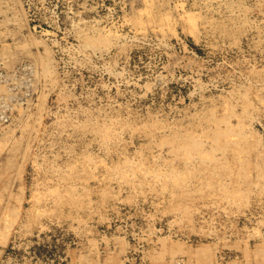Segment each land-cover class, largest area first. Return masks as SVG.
<instances>
[{"label":"rangeland","instance_id":"1","mask_svg":"<svg viewBox=\"0 0 264 264\" xmlns=\"http://www.w3.org/2000/svg\"><path fill=\"white\" fill-rule=\"evenodd\" d=\"M0 71L18 102L0 113L18 128L0 134V264H264V0H0ZM175 135L216 157L189 162Z\"/></svg>","mask_w":264,"mask_h":264},{"label":"bare ground","instance_id":"2","mask_svg":"<svg viewBox=\"0 0 264 264\" xmlns=\"http://www.w3.org/2000/svg\"><path fill=\"white\" fill-rule=\"evenodd\" d=\"M192 17H193V16H191V18H190V16H189V19H190L191 23H192V21H193V22H194L193 24L195 25V22H196V21H194V18H195V17H193V19H192ZM191 19H192V20H191ZM96 41L98 42V40H96ZM99 41H100V40H99ZM102 41H103V40H101L99 43H101ZM104 42H105V40H104ZM40 57H41V56H40ZM42 57L45 58V56H42ZM39 59H40V58H39ZM42 59H43V58H42ZM44 60H45V59H44ZM44 60H42V62H43V66L46 65V64L44 65ZM45 61H46V60H45ZM47 62H48V60H47ZM51 62H52V61H51ZM51 62H50V64H52ZM24 63H25V62H24ZM33 63H35V62H33ZM37 63H38V62H37ZM40 63H41V62L39 61V64H40ZM39 64H36V65H37V68H38ZM48 64H49V62L47 63V65H48ZM24 65H25V64H24ZM27 65H28V64H27ZM40 65H42V64H40ZM22 66H23V65H22ZM25 66H26V65H25ZM51 66H52V65H51ZM33 67H34V65H33ZM48 67L51 68L49 65H48ZM48 67H47V68L45 67L46 71H47ZM4 68H5V67H4ZM23 68H24V67H22V69H23ZM34 68H35V67H34ZM34 68H33V69H34ZM53 68H54V67H53ZM53 68H52V70H53ZM5 69H6V68H5ZM40 69H41V68H40ZM6 70L8 71V68H7ZM29 70H30V69H29ZM2 71H3V70H2ZM41 71H42V70H41ZM44 71H45V70H44ZM23 72H24V71H23ZM31 72H32V71H31ZM31 72H30V73H31ZM33 72H34V71H33ZM33 72H32V73H33ZM38 72H39V71H38ZM38 72H36L35 74L38 75V74H39ZM50 72H51V71H50ZM50 72L47 71L45 74H49ZM53 72H54V71H53ZM40 73H41V72H40ZM25 74H26V73H25ZM35 74H34V75H35ZM42 74H43V73H42ZM15 75H16V74H15ZM20 75H22V74H20ZM36 75L34 76L35 78H37ZM39 75H40V74H39ZM40 76H41V75H40ZM43 76H44V74H43ZM10 77H11V74H9V73H7V72H6L5 74H3V73H1V71H0V113H3V114H4V117H10L12 111H14L15 106L18 104V102L16 101V96H15V94L13 93V90H14V88H13V84L10 83V81H11V78H10ZM21 77H22V76H21ZM41 77H42V76H41ZM41 77H39L40 80H41ZM45 77H47V76H45ZM31 78H32V77H31ZM31 78H30V79H31ZM35 78H34V79H35ZM39 78H38V79H39ZM20 79H21V78H20ZM18 80H19V79H18ZM31 80H32V79H31ZM31 80H30V81H31ZM40 80H39V81H40ZM15 82H16V81H14V83H15ZM37 82H38V81H37ZM33 83H34V82H33ZM35 83H36V82H35ZM41 83H42V82H41ZM37 84H38V83H37ZM33 85H35V84H33ZM19 86H20V85H19ZM30 86H31V85H30ZM30 86H29V87H30ZM15 87H16V86H15ZM30 89H31V88H30ZM32 89H33V87H32ZM32 89H31V90H32ZM19 90H20V89H19ZM23 91H24V90H23ZM33 91H34V90H32V92H33ZM27 92H28V91H27ZM25 93H26V92H25ZM26 94H27V93H26ZM23 96H24V95H23ZM25 96H26V95H25ZM44 96H45V95H44ZM21 97H22V96H21ZM28 97H29V96H28ZM31 97H32V96H31ZM45 97H46V96H45ZM24 98H25V97H24ZM29 98H30V97H29ZM25 99H27V97H26ZM45 99H46V98H45ZM42 100H43V99H42ZM26 101H27V100H26ZM15 102H17V104H16ZM44 102H45V101H44ZM21 104H22V103H21ZM28 104H29V101H28ZM28 104H26V105L28 106ZM21 106H22V105H21ZM21 106H20V107H21ZM29 106H30V105H29ZM23 107H24V106H23ZM40 107L42 108V106H40ZM41 108H40V109H41ZM19 109H20V108H19ZM27 109H28V108H27ZM29 109H30V108H29ZM40 109H39V110H40ZM42 109H43V108H42ZM18 111L20 112V111H22V109H21V110H18ZM31 112H32V111H31ZM39 112H40V111H39ZM14 113H15V112H14ZM21 113H23V112H21ZM21 113H20V114H21ZM28 113H29V112H28ZM28 113H27V114H28ZM20 114H19V115H20ZM41 114H42V113L40 112L39 115H41ZM12 115H13V114H12ZM17 116H18V115H17ZM21 116H22V115H21ZM29 116H30V115H29ZM4 117H3V119H4ZM14 117H15V115H14ZM26 117H28V115H27ZM39 117H40V116H39ZM19 118H21V117L19 116ZM13 119H14V118H13ZM15 119H17V118H15ZM15 119H14V121H15ZM23 119H25V118H23ZM28 119H29V118H28ZM28 119H26V121H27ZM0 120H1V119H0ZM17 120H19V119H17ZM30 120H31V119H30ZM30 120H29V123H31ZM229 120H230V119H229ZM10 121H12V120H10ZM10 121H9V122H10ZM22 121H23V120H22ZM34 121H35V120H34ZM37 121H38V123H41V121H39L38 119H36L35 122H37ZM224 121L228 122V120H224ZM229 122H230V121H229ZM229 122H228V123H229ZM10 123H11V122H10ZM10 123H8V124L6 123V124H7L8 126H10V125H9ZM17 123H18V122H17ZM230 123H231V122H230ZM242 123H243V122H242ZM14 124H16V121L14 122ZM14 124L12 123L11 125H14ZM21 124H22V122H21ZM25 124H26V123H25ZM25 124H24V125H25ZM31 124H32V123H31ZM239 124H241V123H239ZM7 125H5V122L0 121V134H4V133H6V131L9 132V130H7V129L13 127V126L8 127ZM38 125H41V124H38ZM237 125H238V124H237ZM237 125L234 126V127L237 128ZM242 125H244V124H242ZM15 126H16V125H15ZM19 126H20V125H19ZM26 126L28 127V123H27ZM26 126H23L22 128L25 130V127H26ZM34 126H35V125L33 124V127H34ZM108 126H109V125H108ZM227 126H229V125L227 124ZM227 126H226V127H227ZM231 126H232V123H231L230 126H229V127H230V130H229V131H232V132H233V130H235V129L233 128V130H232ZM240 126H241V125H240ZM7 127H8V128H7ZM35 127H36V126H35ZM35 127H34V128H35ZM229 127H228V128H229ZM232 127H233V126H232ZM238 127H239V126H238ZM241 127H243V126H241ZM14 128H16V127H13V128H11V129L13 130ZM34 128H33V130H35ZM103 128H104V127H103ZM103 128H101V130H102ZM109 128H110V126H109ZM109 128H107V130H108ZM239 128H240V127H239ZM11 129H10V130H11ZM17 129H18V128H16V130H17ZM26 129H27V128H26ZM36 129H38V128H36ZM104 129H105V128H104ZM219 129H220V128H219ZM219 129H218V130H219ZM225 129H226V128H225ZM242 129H243V128H242ZM27 130H28V129H27ZM29 130H32V128L29 129ZM99 130H100V129H99ZM107 130H106V131H107ZM226 130H228V129H226ZM108 131H109V130H108ZM220 131H222V130H220ZM220 131H219V132H220ZM240 131H241V129H240ZM240 131H238V132L240 133ZM242 131H243V130H242ZM242 131H241V132H242ZM8 132H7V133H8ZM14 132H15V130H14ZM111 132H113V131L110 130V132H108V133H111ZM219 132H218V134L220 135ZM238 132H237V133H238ZM245 132H246V130H245ZM12 133H13V132H12ZM103 133H104V132H103ZM115 133H117V132H115ZM223 133H224V131H222V135H226L228 132H226L225 134H223ZM234 133L236 134V131H235ZM13 134H14V133H13ZM106 134H107V133H105V135H106ZM216 134H217V133H216ZM216 134L214 133V135H216ZM232 134H233V133H232ZM240 134L242 135L243 132L240 133ZM11 135H12V134L10 133V136H11ZM107 135H108V134H107ZM109 135H110V134H109ZM109 135H108V136H109ZM112 135H113L114 138H117V137L114 136L113 133H112ZM178 135H179V134H178ZM187 135H188V134H187ZM214 135H213V136H214ZM241 135L238 134V137L240 138ZM244 135L246 136V133H245ZM244 135H243V136H244ZM29 136H30V135H29ZM110 136H111V135H110ZM176 136H177V135H175V137H176ZM182 136H184V135H182ZM192 136H194V135H192ZM192 136H191V138H192ZM226 136H227V135H226ZM230 136H231V135H230ZM232 136H233V135H232ZM232 136H231V138H232ZM236 136H237V135H236ZM236 136H233V137H234L233 139H235ZM247 136L249 137V135H247ZM12 137H13V135L11 136V138H12ZM15 137H16V136H15ZM103 137H104V136H103ZM103 137H102V138H103ZM175 137H174V140L177 139V141H178V139H180V141H181V139L183 138V137H181V138H180V137H176V138H175ZM187 137H188V136H187ZM227 137H229V136H227ZM238 137H237V138H238ZM248 137H247V138H248ZM1 138L3 139V137H1ZM104 138H105V137H104ZM104 138H103V140H105V141H106L105 143H107V140H108V142H109V140H110L111 137H109V139L107 138V140L104 139ZM185 138H186V137H185ZM197 138H198V137H196V138H194V139L192 138V140H190V141H189L187 144H185V145L182 144V145H184V146L179 145V141H178L177 143H176V142H175V143L178 144V145L180 146V147H179V150H180V148L184 150V153H186V155H187V160H189V162H190V161L192 162V160H196V161L198 160V161H200V162H203V163H201L202 165L205 163L204 161H207V160H208V162H209V161L212 162L211 160H212L213 158H215L216 155L213 156V155H212V152H211V153H209L210 151L208 152V149H207V150H204V147H205V146L203 147V144L206 143V142H202V140H200L201 137H200V139H199V138L197 139ZM202 138H203V137H202ZM215 138H217V137L215 136ZM225 138H226V137H225ZM229 138H230V137H229ZM237 138H236V139H237ZM239 138H238V139H239ZM4 139H5V138H4ZM14 139H15V138H14ZM172 139H173V138H172ZM186 139H188V138H186ZM189 139H190V138H189ZM205 139H207V138H205ZM9 140H10V139H9ZM111 140H112V138H111ZM111 140H110V141H111ZM113 140H114V139H113ZM167 140H168V141H167ZM208 140H209V139H208ZM217 140H218V138H217ZM229 140H230V139H229ZM10 141H11V140H10ZM13 141H14V140H13ZM15 141H16V139H15ZM170 141H171V140H170ZM170 141H169V138H168V139H166L165 142H169V144H170V143H171ZM219 141H220V140H218V141H216V142H219ZM225 141H226V140H225ZM236 141H237V140H236ZM239 141L242 142V139H240ZM239 141H238V142H239ZM20 142H21V141H20ZM183 142H184V141H183ZM231 142H232V141H231ZM245 142H246V141H245ZM4 143H5V144H3V145H6V144H7V142H4ZM18 143H19V142H18ZM26 143H28V142H26ZM185 143H186V141H185ZM207 143H208V142H207ZM207 143H206V144H207ZM212 143H213V142H212ZM219 143H220V142H219ZM227 143H230V142L227 141ZM246 143H247V142H246ZM164 144H168V143H164ZM169 144H168V146H169ZM173 144H174V141H173ZM214 144H216V143H214ZM217 144H218V143H217ZM225 144H226V142H225ZM225 144H224V145H225ZM233 144H234V143H233ZM233 144H232V145H233ZM0 145H2V142L0 143ZM7 145H8V144H7ZM20 145H21V143H20ZM20 145H19V147H20ZM28 145H29V144H28ZM28 145H27V146H28ZM211 145H212V144H211ZM224 145H223V146H224ZM228 145H229V144H227V146H225V147H228ZM235 145H236V144H235ZM237 145H238V147H240V148L243 147V146H241V145L238 144V143H237ZM242 145H243V144H242ZM171 146H172V145H171ZM176 146H177V145H176ZM217 146H220V145H217ZM3 147L6 148V146H3ZM19 147H18V150H19ZM21 147H22V148L25 147V149L28 148V147H26V146H21ZM172 147H173V146H172ZM172 147H171V148H172ZM209 147H210V146H209ZM213 147H214V146H213ZM22 148H21V149H22ZM176 148H177V147H176ZM210 148L212 149V147H210ZM210 148H209V149H210ZM215 148H216V147H215ZM218 148L220 149V147H218ZM218 148H217V149H218ZM231 148H232V147H231ZM0 149H2V148L0 147ZM8 149H10V148H8ZM169 149H170V147H169ZM213 149H214V148H213ZM221 149H222V148H221ZM223 149H224V147H223ZM226 149H228V148H226ZM30 150H31V149H30ZM176 150H178V149H176ZM214 150H215V149H214ZM214 150H213V151H214ZM239 150H240V149H239ZM239 150L237 149V151H236L235 153H237V152H238V153H241V151H242L243 149H241L240 152H239ZM14 151H15V150H13V152H14ZM215 151H216V150H215ZM224 151H225V150H224ZM2 152H3V150H2ZM10 152H11V150H10ZM24 152H26V151H24ZM177 152H178V151H177ZM207 152H208V153H207ZM217 152H218V151H217ZM219 152H221V150H219ZM233 152H234V151H233ZM172 153H173V152H172ZM221 153H222V152H221ZM238 153H237V154H238ZM243 153H244V152H243ZM19 154H20V153H19ZM24 154H26V153H24ZM170 154H171V152H170ZM214 154H215V153H214ZM224 154H225V152H223V154H221V156H222V159H221V160H222V161H223V155H224ZM15 155H16V154H15ZM21 155H22V154H21ZM177 155H178V154H176V156H177ZM225 155H226V154H225ZM240 155H241V154H240ZM240 155H239V156H240ZM23 156H25V155H23ZM23 156H22V157H23ZM160 156H161V155H160ZM170 156H171V155H170ZM170 156H169V157H170ZM13 157H14V156H13ZM89 157H90V156H87L86 160H88ZM172 157L174 158L175 155L172 156ZM179 157H180V156H179ZM184 157H185V156H184ZM217 157H219V160H220V155H217ZM237 157H238V156H237ZM243 157H244V158L246 157V156H245V153H244V156H243ZM16 158H17V157H16ZM19 158H20V157H19ZM91 158H92V157H90V159H91ZM160 158H161V157H160ZM162 158H163V157H162ZM166 158H167V157H166ZM170 158H171V157H170ZM170 158H169V159H170ZM126 159H127V158H126ZM126 159H125V160H126ZM128 159H129V158H128ZM164 159H165V158H164ZM174 159H175V158H174ZM177 159H178V158H177ZM238 159H239V157H238ZM241 159H243V158H242V155H241ZM245 159H246V158H245ZM10 160H11V159H10ZM159 160H160V159H159ZM159 160H158V161H159ZM161 160H163V159H161ZM166 160H168V158H167ZM178 160H180V159H178ZM13 161H14V160H13ZM88 161H89V160H88ZM91 161H93V160L91 159ZM126 161H128V160H126ZM131 161H133V160H131ZM163 161L166 162L165 160H163ZM171 161H172V160H171ZM215 161H216V160H215ZM239 161H240V163H241L243 160H239ZM89 162H90V161H89ZM89 162H88V163H89ZM129 162H130V160H129ZM134 162H135V163H132V164H136V161H134ZM167 162H169V161H167ZM172 162H173V161H172ZM172 162H171V163H172ZM174 162H175V161H174ZM184 162H185V161H184ZM187 162H188V161H187ZM187 162H186V163H187ZM90 163H91V162H90ZM90 163H89V164H90ZM122 163H125V161L122 162ZM130 163H131V162H130ZM158 163H159V162H157V164H158ZM160 163H161V162H160ZM162 163H163V162H162ZM193 163H196V162H193ZM243 163H244V162H243ZM74 164H75V163H74ZM126 164L128 165L129 163H126ZM132 164H131V166H132ZM184 164H185V163H184ZM187 164H189V163H187ZM197 164H198V163H197ZM216 164H217V163H216ZM21 165H22V164H20V166H21ZM76 165H77V163H76ZM76 165H74V166H72V167H76ZM90 165H91V164H90ZM121 165H122V164H121ZM121 165L119 164L118 166L120 167ZM123 165H125V164H123ZM140 165H143V163H141ZM167 165H168V163H167ZM170 165H171V164H169V166H170ZM172 165H173V164H172ZM199 165H200V164H198V166H199ZM211 165H212V164H211ZM218 165H219V164H218ZM221 165H222V163H221ZM225 165H229V164L226 163V164H224V166H225ZM9 166H10V165H9ZM69 166H70V165H69ZM118 166H115V167H116V171H118V170H117V169H118ZM128 166H129V165H128ZM169 166H167V168H166V165H165V167H164V166H163V167L166 168L168 171L171 172V169H170V170L168 169ZM174 166H175V165H173V167L171 166L172 168H174L173 170H175V167H177V166H175V167H174ZM185 166H186V164H185ZM242 166H243V164H242ZM11 167H12V166H11ZM70 167H71V166H70ZM70 167H68V168H70ZM77 167H78V166H77ZM129 167H130V166H129ZM129 167H127V168H129ZM132 167H133V166H132ZM132 167H130L129 169H131ZM139 167H140V166H139ZM139 167H138V170H139ZM141 167H142V166H141ZM141 167H140V168H141ZM161 167H162V165L160 166V168H161ZM163 167H162V168H163ZM190 167H191V166H190ZM205 167H206V166H205ZM205 167H204V169H205ZM209 167H212V166H209ZM215 167H216V166H215ZM215 167H213V168H215ZM222 167H223V165H222ZM226 167H227V166H226ZM21 168H22V167H21ZM61 168H62V167H61ZM66 168H67V167H66ZM127 168H126V169H127ZM162 168H161V169H162ZM185 168H186V167H185ZM185 168H184V170H185ZM187 168H188V167H187ZM192 168H193V167H192ZM196 168H197V167H196ZM202 168H203V167H202ZM213 168H212V169H213ZM230 168H232V167H230ZM230 168H229V169H230ZM59 169H60V168H59ZM113 169H114V167H113ZM133 169H134V171H135L136 168L134 167ZM161 169H160V170L158 169V171H163V170H161ZM181 169H182V168H181ZM181 169H178V167H177V170H178L179 172H182V171H180ZM188 169H189V168H188ZM198 169H199V168H198ZM212 169L210 168L211 171H212ZM219 169H220V168H219ZM65 170H68V169H65ZM70 170H72V168H71ZM120 170H122V168H120ZM123 170H124V169H123ZM140 170H141V169H140ZM147 170H148V169H146L145 171L143 170V171L146 172ZM150 170H151V169H150ZM182 170H183V169H182ZM194 170H196V169H195V166H194ZM194 170H193V171H194ZM200 170H201V169H200ZM215 170H216V169H213V172H214ZM220 170H222V169H220ZM61 171H62V169H61ZM128 171H130V170H128ZM128 171H127V173H126L127 175H126V174H125V175L128 176L129 178L131 177V178H132V181H133V179H134L133 177H135V176L132 177V175H134L135 172H139V171L132 172V170H131L132 175H130V176H129V174H128V173H130V172H128ZM178 171H174V172H171V173L169 172L170 174L168 173L167 175L161 172L160 174L158 173L159 175H158V174H157V175H158L159 177H160V176H161V177L164 176L163 179H166V180L168 179L169 181H171V180L175 181V183H177V184L174 183V185L177 186V185L179 184L178 182H179L180 180L184 179V178H181V176H180L181 174L178 173ZM186 171H187V170H186ZM189 171L192 172V170H190V169H189ZM204 171H205V170H204ZM66 172H67V171H66ZM66 172H63V173H66ZM148 172H149V171H148ZM150 172H151V171H150ZM176 172H177V173H176ZM191 172H190V173H191ZM206 172H207V171H206ZM206 172H205V173H206ZM226 172H227V171H226ZM56 173H57V172H56ZM115 173H116V172H115ZM118 173H119V172H118ZM121 173H122V175H123V174L125 173V171H124V173H123V172H121ZM139 173H140V172H139ZM141 173H143L142 170H141ZM152 173H154V175H155V173H157V172H156L155 170H153ZM190 173H189V174H190ZM194 173H195V172H194ZM199 173H200V171H199ZM208 173H209V172H208ZM211 173H212V172H211ZM222 173H223V172H222ZM58 174H59V173H58ZM71 174H72V173H71ZM130 174H131V173H130ZM135 174H136V173H135ZM197 174H198V173H197ZM224 174H225V172H224ZM239 174H240V173L238 172L237 175H239ZM67 175H68V174H67ZM119 175H121V174L119 173ZM122 175H121V176H122ZM125 175H124V176H125ZM136 175H138V174H136ZM140 175H141V174H140ZM154 175H153V176H154ZM184 175H185L184 177H188V176H186L185 173H184ZM190 175H191V174H190ZM190 175H189V176H190ZM214 175H215V174H214ZM227 175H228V174H227ZM237 175H236V176H237ZM240 175H242V174H240ZM58 176H59V175H58ZM68 176H70V175H68ZM144 176H145V175H144ZM147 176H151V175L148 174ZM198 176H199V175H198ZM203 176H204V175H203ZM216 176H218L217 173H216ZM222 176H224V175H222ZM71 177H72V176H71ZM116 177H117V175H116ZM156 177H157V176H156ZM156 177H155V178H156ZM159 177L157 178L158 180H159V179H162V178H159ZM182 177H183V176H182ZM192 177H193V176H192ZM206 177H207V176H206ZM211 177H212V175H211ZM227 177H229V175H228ZM239 177H241V176H239ZM59 178H60V177H59ZM63 178H64V177H63ZM118 178H119V177H118ZM121 178L123 179L124 177H120L119 179L122 180ZM125 178H127V177H125ZM135 178H136V177H135ZM140 178H142V177L139 176V180H140ZM190 178H191V176L188 177L189 180H190ZM224 178H225V177H224ZM3 179H4V178H3ZM50 179H52V178H50ZM54 179H55V178H54ZM61 179H62V178H61ZM64 179H65V178H64ZM64 179H63V180H64ZM137 179H138V178H137ZM147 179H148V177H147ZM157 179H155V180H157ZM205 179H206V178H205ZM205 179H204V180H205ZM227 179H228V178H227ZM263 179H264V178H263ZM52 180H53V179H52ZM58 180H59V179H58ZM63 180H62V181H63ZM73 180H74V179H73ZM134 180H135V179H134ZM149 180H150V179H149ZM149 180H148L147 182H149ZM166 180H165V181H166ZM185 180L187 181V179H185ZM191 180H192V179H191ZM212 180H213V179H212ZM219 180H220V179H219ZM240 180H241V179H240ZM144 181H146V180L144 179ZM162 181H163V180H162ZM165 181L163 182V184L166 183ZM183 181H184V180H183ZM193 181H196V180L193 179ZM200 181H201V180H200ZM207 181H208V180H207ZM209 181H210V179H209ZM225 181L227 182L226 179H225ZM225 181H224V182H225ZM230 181H231V180H230ZM69 182H70V181H69ZM138 182L140 183V182H142V181H138ZM147 182H146V183H147ZM150 182H151V181H150ZM158 182H159V181H158ZM160 182H161V181H160ZM219 182H220V181H219ZM219 182H218L217 184H219V186H220V183H221V182H220V183H219ZM238 182H239V181H238ZM7 183H8V182H7ZM53 183H54V182H53ZM58 183H59V182H58ZM60 183H61V182H60ZM64 183H65V181H64ZM127 183H128L129 185H130V183H132V184L134 183V184H135V182H131V181H130V182L128 181ZM136 183H137V182H136ZM144 183H145V182H144ZM146 183H145V184H146ZM151 183H153V182H151ZM155 183H157V182H155ZM168 183H170V182H168ZM184 183H185V182H183V184H184ZM187 183H188V181H187ZM193 183H195V182H193ZM210 183H211V186H212L213 183H212L211 181L209 182V184H210ZM215 183H216V182H215ZM228 183H229V181H228ZM190 184L192 185V182L190 183V181H189V184H188V185H190ZM195 184H196V183H195ZM202 184H203V183H202ZM207 184H208V183H207ZM207 184H206V186H208ZM223 184H224V183H223ZM252 184H257V183H252ZM258 184H259V183H258ZM141 185H142V183H141ZM169 185H171V183H170ZM185 185H186V186H185L186 188H190V187H191V186H190V187H187V184H185ZM64 186H65V185H64ZM77 186H78V184H77ZM163 186H164V188H165V185H163ZM180 186L182 187V184H179L178 187H180ZM193 186H194V185H193ZM199 186H200V185H199ZM204 186H205V185H204ZM206 186H205V187H206ZM209 186H210V185H209ZM209 186H208V187H209ZM215 186H216V184H214V187H215ZM222 186H223V185H222ZM224 186H225V185H224ZM255 186H256V185H254V187H255ZM67 187H68V186H67ZM74 187H75V188H78V187H76V186H74ZM174 187H175V186H174ZM181 187H180V188H181ZM196 187H198V186H196ZM200 187H201V186H200ZM200 187H199V188H200ZM202 187H203V186H202ZM202 187H201V188H202ZM205 187H204V188H205ZM225 187H226V186H225ZM225 187H224V188H225ZM50 188H51V187H50ZM50 188H49V189H50ZM62 188H63V187H62ZM71 188L74 190L73 187H71ZM87 188H88V187H87ZM90 188H91V187H90ZM167 188H171V187H168V184H167ZM180 188H179V189H180ZM2 189H3V188H2ZM8 189H9V187H8ZM51 189H52V188H51ZM51 189H50V190H51ZM55 189H57V191H56ZM55 189H54V190L52 189L51 192L53 193V191H56L57 193H59V190H58L59 187H58V188H55ZM66 189H67V188H66ZM66 189H65V192H67ZM78 189H79V188H78ZM172 189H173V187H172ZM172 189H171V192L173 193ZM190 189H191V188H190ZM190 189H189V190H190ZM192 189H193V188H192ZM192 189H191V190H192ZM197 189H198V188H197ZM206 189H207V187H206ZM210 189H211V188H210ZM219 189H220V187H219ZM231 189H232V188H231ZM4 190H5V188H4ZM75 190H76V189H75ZM75 190H74V191H75ZM167 190H168V189H167ZM181 190H182V188H181ZM181 190H179V191H181ZM189 190H187V191H189ZM193 190H195V189H193ZM199 190H200V189H199ZM232 190H233V189H232ZM236 190H237V189H236ZM0 191H1V190H0ZM89 191H90V190H89ZM202 191L204 192V190H202ZM229 191H231V190L229 189ZM237 191H238V190H237ZM239 191L241 192V190H239ZM244 191H245V190H244ZM51 192H50V193H51ZM63 192H64V191H63ZM65 192H64V193H65ZM90 192H91V191H90ZM177 192H178V191H177ZM192 192H193V191H192ZM197 192H198V190H197ZM200 192H201V191H200ZM240 192H237V193H240ZM8 193H9V191H8ZM11 193H12V192L10 191V195H11ZM23 193H24V192H23ZM46 193H47V192H46ZM61 193H62V192H61ZM64 193H62V194H64ZM68 193H69V192H68ZM180 193H181V192H180ZM183 193H184V190H183ZM183 193H181V194H183ZM185 193H187V192H185ZM193 193H195V192H193ZM230 193H231V192H229L228 194H230ZM243 193H244V192H243ZM249 193H250V192H249ZM1 194H2V193H1ZM53 194H56V193L54 192ZM62 194H61V195H62ZM65 194H67V193H65ZM69 194H70V193H69ZM174 194H175V193H174ZM225 194H227V193H225ZM235 194H236V193H235ZM235 194H234V196L238 197V195H237V194L235 195ZM10 195H9V196H10ZM58 195L60 196V193H59ZM72 195H74V194H72ZM175 195H178V194H175ZM193 195H194V194H193ZM213 195H214V194H213ZM247 195H248V194H247ZM9 196H8V198H9ZM52 196H53V195H52ZM55 196H56V195H55ZM69 196L72 197L71 194H70ZM74 196H75V195H74ZM74 196H73V199H76ZM76 196L78 197V195H76ZM173 196H174V195H173ZM173 196H172V197H173ZM183 196H184V195H183ZM217 196H218V195H217ZM231 196H232V195H231ZM239 196H240V195H239ZM50 197H51V196H50ZM174 197H175V196H174ZM229 197H230V195H229ZM229 197H228L227 199H230ZM236 197H235V198H236ZM243 197H244V196H243ZM2 198H4V197H2ZM18 198H19V197H17V199H18ZM56 198H59V197L56 196ZM178 198H179V196H178ZM185 198H188V194H186V197H185ZM231 198H232V197H231ZM233 198H234V197H233ZM5 199H6V197H5ZM179 199H180V198H179ZM222 199H223V197H222ZM225 199H226V197H225ZM227 199H226V200H227ZM0 200L3 201L4 199H1V197H0ZM19 200H20V199H19ZM21 200H23V199H21ZM60 200H61V199H60ZM78 200H79V199H78ZM78 200L76 199L77 203H78ZM188 200H189V199H188ZM230 200H231V199H230ZM232 200L234 201V199H232ZM232 200H231V201H232ZM241 200H242V198H241ZM39 201H41V200H39ZM39 201H38V202H39ZM48 201H49V200H48ZM50 201H51V200H50ZM72 201H73V200H72ZM5 202H6V204L9 203V201H5ZM18 202H19V201H18ZM64 202H65V200H64ZM179 202H180V201H179ZM185 202H187L186 199H185ZM0 203H2V202L0 201ZM52 203H53V201H52ZM46 204H47V203H45V205H46ZM180 204H181V202H180ZM2 205H3V204H2ZM50 205H51V204H50ZM182 205H184V204H182ZM182 205H180V206H182ZM185 205H187V204H185ZM185 205H184V206H185ZM7 206H8V205H7ZM7 206H6V207H7ZM20 206H21V205H20ZM39 206H40V204H39ZM46 206H47V205H46ZM57 206H58V203H57ZM175 206H176V205H175ZM175 206H174V207H175ZM177 206H178V205H177ZM180 206H179V207H180ZM184 206H183V207H184ZM6 207H5V208H6ZM179 207H178V208L175 207V208H177V209L173 208V210L175 209V210H177V212H178V209L181 210ZM186 207H189V206H188V205L185 206L181 211L184 210V212H186V211L188 212V210H187ZM15 208H16V207H15ZM20 208H21V207H20ZM20 208H19V209H20ZM26 208H27V207H26ZM44 208H45V207H44ZM55 208H56V207H55ZM55 208H54V209H55ZM185 208H186V210H185ZM189 208H190V207H189ZM189 208H188V209H189ZM223 208H224V207H223ZM192 209H193V208H191V210H192ZM3 210H5V209H3ZM13 210H15V213H16V211L20 212L19 210H17V208H16V209H13ZM45 211H46V210H45ZM45 211H43V212H45ZM192 211H193V210H192ZM13 212H14V211H13ZM46 212L48 213V210H47ZM50 212H51V211H49V213H50ZM0 213H1V212H0ZM8 213H9V210H8ZM8 213H7V214H8ZM27 213H28V212H27ZM181 213H182V212H181ZM188 213H189V212H188ZM190 213H191V212H190ZM2 214H3V213H2ZM22 214H23V213H22ZM25 214H26V213H25ZM8 215H9V214H8ZM11 215H12V214H11ZM11 215H9V218L12 217ZM17 215H18V214H17ZM26 215H27V214H26ZM10 216H11V217H10ZM37 216H38V214H37ZM6 217L8 218V216H6ZM15 217H18V216H15ZM23 217H24V216H23ZM16 219H17V218H14V219H11V220L14 221V222H17ZM0 220H1V219H0ZM5 220L7 221V220H9V219H4V221H5ZM11 220H10V221H11ZM12 221H11V222H12ZM25 221H26V220H25ZM7 222H8L7 224H9V221H7ZM11 222H10V224H11ZM18 225H19V224H18ZM6 226H7V225H6ZM6 226H4V227H6ZM4 229H5V228H4ZM15 229H17V228H15ZM22 229H25V227L22 228ZM18 230H19V229H18ZM20 230H21V229H20ZM20 230H19V231H20ZM14 231H15V230H14ZM22 232H23V231H22ZM22 232H21V233H22ZM10 233H11V228H10V227H8V229H6V230L4 231V234L2 233V235H4V236H3V241H4V242H7V240L9 239V235H11ZM16 233H17V232H16ZM23 233H24V232H23ZM11 236H12V235H11ZM11 236H10V237H11ZM16 236H17V235H16ZM16 236H15V237H16ZM1 237H2V236H1ZM159 238H160V237H159ZM159 238H158V239H159ZM168 238H169V237H168ZM161 239H162V238H161ZM161 239H160V240H161ZM165 239H166V238H165ZM165 239H164V241H165ZM169 239H170V238H169ZM91 240H92V238H91ZM162 240H163V239H162ZM3 241H2V242H3ZM166 241H168V239H166ZM2 242H1V240H0V244H1V245H2ZM9 242H10V241H9ZM93 242H95V241H93ZM171 242H172V241H171ZM126 244H127V243H126ZM166 244H167V242H166ZM166 244H163V247H164V245H166ZM4 245L6 246V243H4ZM92 245H93V244H92ZM123 245H125V244H123ZM173 245H174V244H173ZM176 245H177V244H176ZM263 245H264V244H263ZM167 246H168V245L165 246L166 248L164 247L165 252H166ZM125 247H126V245H125ZM125 247H124V248H125ZM171 247L173 248V246H170V248H171ZM259 247H260V246H259ZM259 247H258V249H259ZM261 247H262V249H263L264 246H261ZM261 247H260V248H261ZM255 248H256V247H255ZM255 248H254V249H255ZM161 249H162V248H161ZM158 250H159V249H158ZM170 250H171V249H170ZM255 250H256V249H255ZM260 250H261V249H260ZM260 250H259V251H260ZM167 251H168V249H167ZM249 251H252V250H249ZM257 251H258V250H257ZM261 251H262V250H261ZM263 251H264V249H263ZM263 251H262V252H263ZM1 252H2V251H1ZM163 252H164V251H162V253H163ZM171 252H172V251H171ZM175 252H176V251L174 250V252H172V253H175ZM252 252H253V251H252ZM159 253H160V252H159ZM172 253H171V255H173V256L176 255V254H172ZM177 253H178V251H177ZM254 253H255V252H253V254H254ZM0 254H1V253H0ZM88 254H89V253H88ZM202 254H203V252H202ZM248 254H249V253H248ZM259 254H260V253H259ZM259 254H254V255L257 256V255H259ZM262 254H263V253H262ZM81 255H83V253H82ZM81 255H80V256H81ZM86 255H87V254H86ZM89 255H90V254H89ZM159 255H160V254L157 255V256L159 257V259H158V257H157L158 260H160V258L163 257V256L161 257V255H160V256H159ZM163 255H164V253H163ZM203 255H205V254H203ZM84 256H85V255H84ZM155 256H156V255H155ZM176 256H177V255H176ZM248 256H249V255H248ZM252 256H253V255H252ZM252 256H251V257H252ZM87 257H89V256L87 255ZM203 257H204V256H202V258H203ZM208 257H209V255H208ZM208 257H207V258H208ZM78 258L80 259V257H78ZM98 258H99V257H98ZM173 258H174V257H173ZM204 258H205V257H204ZM209 258L211 259V257H209ZM262 258H264V257L262 256ZM86 259H87V258H86ZM210 259H209V260H210ZM250 259H251V258H250ZM250 259H249L248 261H250ZM254 259H255V257H254ZM257 259H258V258H257ZM162 260H163V258H162ZM251 260H252V259H251ZM80 261H81V259H80ZM84 261H85V259H84ZM87 261H89V260H87ZM203 261H205V259H204ZM254 261H255V260H254ZM89 262H90V261H89ZM100 262H101V261H100ZM252 262H253V261H252ZM79 263H80V262H79ZM87 263H88V262H87ZM92 263H93V262H92ZM98 263H99V262H98ZM247 263H248V262H247ZM247 263H246V264H247ZM260 263H262V262H259V264H260ZM254 264H256V263L254 262Z\"/></svg>","mask_w":264,"mask_h":264}]
</instances>
